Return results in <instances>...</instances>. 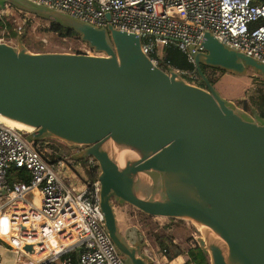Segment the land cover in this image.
Listing matches in <instances>:
<instances>
[{"label":"water","instance_id":"95a60500","mask_svg":"<svg viewBox=\"0 0 264 264\" xmlns=\"http://www.w3.org/2000/svg\"><path fill=\"white\" fill-rule=\"evenodd\" d=\"M2 2L74 30L95 52H32L23 35L0 42V115L30 127L29 142L51 138L77 148L72 160L96 162L104 226L125 263L154 260L120 232L115 206L123 205L199 226L209 264H264V118L223 97L202 68L264 77V62L206 32L192 54L197 85L153 65L141 38L111 23ZM119 151L128 153L121 165ZM148 180L158 193L147 197Z\"/></svg>","mask_w":264,"mask_h":264},{"label":"built area","instance_id":"2783aa9c","mask_svg":"<svg viewBox=\"0 0 264 264\" xmlns=\"http://www.w3.org/2000/svg\"><path fill=\"white\" fill-rule=\"evenodd\" d=\"M29 1L138 35L142 51L153 65H166L165 71L172 68L165 49L177 48L194 63L192 54L202 49L206 32L264 62V0ZM5 8L0 17L10 14ZM0 42L7 41L0 36ZM175 70L198 85L195 70ZM26 133L0 121V238L5 236L6 251L15 255L12 264H126L104 226L99 182L72 191L47 159L42 140L29 142ZM14 169H24L28 180H11ZM12 227L18 228L14 234ZM25 244H32V251L24 250ZM0 264H5L2 255Z\"/></svg>","mask_w":264,"mask_h":264},{"label":"rangeland","instance_id":"374dc122","mask_svg":"<svg viewBox=\"0 0 264 264\" xmlns=\"http://www.w3.org/2000/svg\"><path fill=\"white\" fill-rule=\"evenodd\" d=\"M5 6H8V8H5L6 12H10V14H8L5 17L9 18L10 19L9 21H14L15 24H18L19 26H14L13 28L17 27L18 32H21L20 34H17L15 37L14 36L8 37L10 33L9 34L7 33L10 30H8V32L7 31L4 32L3 29H0V36H2L4 40H6L8 43L15 45L18 35H23V36L30 35L31 37L29 38H31L34 42H37L38 39L40 38L42 42L40 49L36 48L34 44L32 45L30 44L28 46L25 45L32 52H39V50L58 51V52H78V51L82 52L83 50V51H89L90 53L93 52L90 51L88 45L85 42H83L79 37L62 39L61 41H58L56 40L55 36L51 33L39 32L38 28L40 24L46 25L47 24L46 21L36 19L34 18V16L31 17V15H24L23 17H21L20 15L15 16L14 9L10 6L8 2H5ZM3 7H4L3 2L2 0H0V8ZM13 14L15 19L13 18ZM26 19L29 20L30 26L25 27L23 25ZM163 55L165 56V52L163 53ZM206 71L208 73L206 74L209 77L210 81L212 82L213 86L218 90V92L223 97L234 101L236 104L238 100L245 98L250 103L251 106L250 111L247 112L250 114L257 113V110L254 107H252V105L254 102L255 87L258 84L257 82H260V80L257 78L254 80V76H255L254 73L252 74V72L249 71L248 74H246L245 76H237L231 73L223 72L219 69L208 68ZM197 83L200 84L198 80ZM42 143L44 144L42 148L45 149V153L51 154L52 153L51 147L45 144L44 142ZM75 151H77V148H73L72 152ZM62 159L63 161L72 164L74 167V173L78 174L86 181V175L84 174L79 164L74 163V160H72L71 158L70 160L65 158H59L58 161ZM72 165L70 167L64 166L66 170L63 171L62 173L63 176H71L74 180L77 181L78 184L84 185L82 182L79 181V178L73 173ZM149 177L150 179L152 178V176ZM145 184H149V185L142 187V191L147 197L150 195H156L158 193L157 186L154 185L155 183L153 184L152 180H148ZM115 207H116L115 208L116 216H117L120 232L126 237L129 243H132L133 241L138 239L144 242L145 249L148 252L152 253L153 257H156L158 261L157 264H165V263H163V261L161 262L162 258L160 253L158 252L159 247H157L158 246L157 242L154 243L153 240L148 235L150 226H153L155 229L164 232V234H162L161 236L163 237L165 236L168 240L171 239L172 242L175 244L177 243L183 251V254H181L183 255L181 256L183 259L189 258V251L192 248H195L196 245H198L197 238L201 235L200 227L190 221L180 220V219H168L161 217L145 218L143 213H141L140 211L136 210L135 208L129 205L115 206ZM17 231L18 228L16 227H12L10 229V233L12 234L16 233ZM1 239L3 241H0L1 243L0 255H2L5 264H12L14 262L15 255L9 251H6L5 246L7 243L6 241H4L5 236H2ZM26 260L29 261V259L27 258ZM207 264H209V258Z\"/></svg>","mask_w":264,"mask_h":264},{"label":"trees","instance_id":"16d2710c","mask_svg":"<svg viewBox=\"0 0 264 264\" xmlns=\"http://www.w3.org/2000/svg\"><path fill=\"white\" fill-rule=\"evenodd\" d=\"M13 9H14V13L15 16H21L23 17L24 15H31V17L34 16V18L42 20V21H46L47 24L46 25H41L38 28L39 32L42 33H51L55 36L56 40L61 41L62 39H69V38H73V37H79L81 40V36L79 34H77L74 30L68 29L66 27H63L59 24H57L56 22L53 21H47L39 16H36L34 14H30L27 12H23L21 10L16 9L15 7H13L12 5H10ZM12 18V17H11ZM13 18H14V14H13ZM15 19V18H14ZM10 19L5 17V16H1L0 17V29H3L4 32L8 30H10L7 34H9L8 37H15L18 34L17 31V27L13 28L14 26H19L18 24H15L14 21H9ZM25 27L30 26L29 20L26 19L25 23L23 24ZM254 24H250V26L252 27ZM30 35H24L23 36V43L28 46V45H32L34 44L36 46V48L40 49L42 42H41V38L38 39L37 42H34L31 38ZM83 41V40H82ZM84 42V41H83ZM42 51V50H39ZM165 52V56H164V60L167 61L169 63V65L173 68V69H177L180 71H191V70H195L196 68L194 66V63L190 62L188 57L181 53L177 48H168L164 50ZM166 65L163 64V69H166ZM202 68L204 70L205 73H207V69L208 67L203 66ZM214 69V68H212ZM222 71V70H221ZM224 72V71H223ZM252 72V71H251ZM196 74L198 76V80L200 82L199 85L203 86V82L200 78V76L198 75L197 71ZM208 74V73H207ZM253 74V72H252ZM259 79L260 82H257V86L255 87V93H254V102L252 107H254L257 112L259 113V115L261 117L264 118V77L260 76V75H255L254 76V80L255 79ZM237 105L246 110V111H250V103L244 98V99H240L237 102ZM42 142H47L48 145L51 147L52 149V153L51 154H46V157L49 161L54 162L57 161L59 158H65V159H69L70 160V156L73 153V147L68 146L60 141L48 138V139H44L42 140ZM74 163L79 164L84 172V174L86 175V182L88 184H91L95 181H97L96 177H97V166H93L90 162L89 159H82L79 161H74ZM13 172H15L16 174V179H21V180H28V175L26 174V171L24 169H14ZM145 218H151L147 215L144 214ZM162 234H164V232H162L161 230H157L155 229L153 226H150L149 228V232L148 235L149 237L153 240L154 243L157 242L159 249L158 252L160 253L161 257H166L168 261H171V259H173V257L177 256V255H181L183 254L182 249L180 248V246L176 243H173L172 240H168L165 236H161ZM207 264L208 263V258L207 255L201 250V248L196 245L195 248H192L189 251V259L186 260L184 262V264Z\"/></svg>","mask_w":264,"mask_h":264},{"label":"crops","instance_id":"0c3cea01","mask_svg":"<svg viewBox=\"0 0 264 264\" xmlns=\"http://www.w3.org/2000/svg\"><path fill=\"white\" fill-rule=\"evenodd\" d=\"M54 163V167H55V169L57 170V172L59 173V175L61 176V179L64 181V183L72 190V191H74V192H79V191H75V189H76V186H75V183L72 181V180H69V179H67L66 177H64L63 176V174H62V169L64 168V166H71L72 164H69V163H67L66 161H63V159L62 160H57V161H54L53 162ZM72 168H73V173H74V167H73V165H72ZM78 178H79V181L80 182H82L83 184H85V183H87L86 181H85V179H83L81 176H79L78 174H76V173H74ZM63 176V177H62ZM16 174H15V172H13L12 171V173H11V180H16ZM0 241H3L1 238H0ZM0 245H1V243H0ZM145 251H146V253L151 257V258H153V260H154V264H157V259H156V257H153L152 255V253H150V252H148L146 249H145ZM155 256V255H154ZM181 256H183V255H177V256H175V257H173V259H171V261H168L167 260V258L166 257H161L162 259H161V262L163 261V263H165V264H182V263H184L186 260H188L189 258H186V259H183ZM179 257H181L182 259L181 260H178V258ZM160 260V259H159ZM191 264H193V263H191Z\"/></svg>","mask_w":264,"mask_h":264},{"label":"bare ground","instance_id":"6f19581e","mask_svg":"<svg viewBox=\"0 0 264 264\" xmlns=\"http://www.w3.org/2000/svg\"><path fill=\"white\" fill-rule=\"evenodd\" d=\"M0 121H2V122H4V123L8 124L9 126L15 127V128H17V129H20V130H22V131H24V132H27V133H28V132H31V130H32L30 127H28V126H24V125H22V124H20V123H18V122H15V121H13V120H10V119L4 117V116H2V115H0ZM127 155H128V153H127V152H123V151H119V152L115 153V160H116V162H117L119 165H121V163H122L123 160H124V157L127 156ZM65 170H66V168H63V169H62V173H63V171H65ZM62 177H63V176H62ZM64 177H66V178L69 179V180H72V181L75 183V186H76L75 191H80V190H82V188L84 187V185L78 184L77 181L74 180L71 176H64ZM178 260H181V258L179 257Z\"/></svg>","mask_w":264,"mask_h":264},{"label":"clouds","instance_id":"9594fccd","mask_svg":"<svg viewBox=\"0 0 264 264\" xmlns=\"http://www.w3.org/2000/svg\"><path fill=\"white\" fill-rule=\"evenodd\" d=\"M89 47V46H88ZM199 85V84H198ZM89 159V158H88Z\"/></svg>","mask_w":264,"mask_h":264}]
</instances>
